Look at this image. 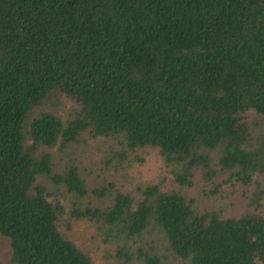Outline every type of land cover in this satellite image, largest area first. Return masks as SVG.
I'll return each instance as SVG.
<instances>
[{"label":"trees","instance_id":"obj_1","mask_svg":"<svg viewBox=\"0 0 264 264\" xmlns=\"http://www.w3.org/2000/svg\"><path fill=\"white\" fill-rule=\"evenodd\" d=\"M251 112L264 117V0H0L8 264H97L79 221L113 264H264ZM146 151L170 186L127 190L86 166L114 178Z\"/></svg>","mask_w":264,"mask_h":264},{"label":"rangeland","instance_id":"obj_2","mask_svg":"<svg viewBox=\"0 0 264 264\" xmlns=\"http://www.w3.org/2000/svg\"><path fill=\"white\" fill-rule=\"evenodd\" d=\"M249 123H262L264 125V117L250 113ZM143 158V161L141 159ZM87 167L91 168L93 174H98L102 181L109 179L110 182L117 181V187L123 186L127 190L134 189L138 192L139 186L147 184L160 183L164 187L170 186L172 174L170 168L166 165L164 159L154 151L140 152L138 157H132L130 161L122 165V170L118 171L113 177L109 176L113 169V165L97 164L96 161H87ZM108 182L102 183L107 186ZM223 188L228 191L231 188ZM95 188V187H93ZM199 197V194L197 195ZM73 233L77 243L85 249L97 264H113L111 262L115 255V250L103 240L102 234L98 228L86 221L72 223ZM7 242L0 238V264H8Z\"/></svg>","mask_w":264,"mask_h":264}]
</instances>
